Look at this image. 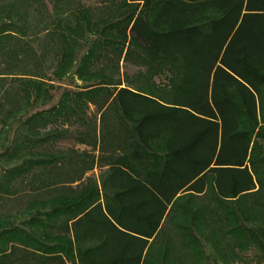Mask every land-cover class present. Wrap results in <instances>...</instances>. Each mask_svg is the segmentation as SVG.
<instances>
[{"label": "trees", "instance_id": "trees-1", "mask_svg": "<svg viewBox=\"0 0 264 264\" xmlns=\"http://www.w3.org/2000/svg\"><path fill=\"white\" fill-rule=\"evenodd\" d=\"M47 1L0 0V107L48 104L93 36L87 85L21 122L0 192L61 166L35 149L72 133L97 156L21 223L0 216V264L263 263L264 0ZM121 61L145 69L121 78Z\"/></svg>", "mask_w": 264, "mask_h": 264}, {"label": "rangeland", "instance_id": "rangeland-1", "mask_svg": "<svg viewBox=\"0 0 264 264\" xmlns=\"http://www.w3.org/2000/svg\"><path fill=\"white\" fill-rule=\"evenodd\" d=\"M44 1L46 3L48 2L47 0ZM81 2L82 4L90 8L98 7L100 5V0H81ZM92 39L93 36H90L87 39L80 41L81 47L79 49L76 61L72 64V69L61 80L53 82L54 89L50 91L52 98L48 104H46L45 106H41L40 102L38 101V103H34L31 106H22V109L18 111V113H15L8 117L5 116L10 106L3 105L2 107H0V155L3 154L4 150H6L8 147H11V145L15 142V138L20 132L21 122H23L26 117L34 114L35 112H39L56 105L61 94L65 90L73 91L77 86L87 85L86 83H83L77 79L75 70L79 66L80 57L87 51L89 45H91ZM120 67L121 78L125 76V73L127 77L137 79V77H140L139 74H141V72L145 69L144 67L139 68L136 65L125 63L123 61L120 62ZM116 77L117 76H114V81H116ZM9 80H11V77H6V75L4 74L0 75V102L2 101V94L4 95V93H11L13 91ZM161 80L165 81L164 78H162ZM93 83L96 82H92V84ZM93 111L94 108L90 107V112L93 113ZM70 130L72 131L73 127H71ZM77 136H79L77 133H72L71 135H68V138L58 140V142L56 143H48L44 147H38L37 149H35L37 151L43 150L46 152L67 154L64 157V161L61 162V166L57 165L53 168L38 169L36 171H33L27 176L16 179L12 186L9 188L10 191L9 193H7L8 195L0 192V216L10 215L15 223H21L28 217V214L24 213V208L26 207L28 202L32 201L35 198H46L53 194V191L49 188L50 182L55 183L56 185L57 182H63L62 178L64 175L74 174V176H77L80 172H82V166L88 163V160H90L92 156L96 157L97 154L95 151H92L90 145H83L82 143H79L81 141L77 140ZM82 151L86 152V154H82ZM1 156L0 176L3 175L4 171L7 168L13 167L14 164H19L18 161H15L14 163H10L11 161H8L7 163V161L3 160ZM99 172L100 171L98 169H94L85 174L82 179L89 176L96 177ZM206 251L209 253V248H207ZM243 255V263L236 264H254V254L250 250L244 252ZM261 264H264V262Z\"/></svg>", "mask_w": 264, "mask_h": 264}]
</instances>
